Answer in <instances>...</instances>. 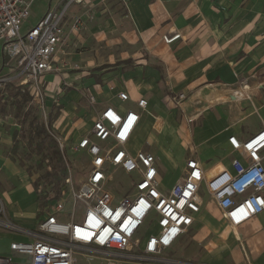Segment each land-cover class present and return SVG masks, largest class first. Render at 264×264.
Masks as SVG:
<instances>
[{
  "label": "crops",
  "instance_id": "obj_1",
  "mask_svg": "<svg viewBox=\"0 0 264 264\" xmlns=\"http://www.w3.org/2000/svg\"><path fill=\"white\" fill-rule=\"evenodd\" d=\"M92 1L93 19L84 15V5L72 6L69 10L70 18L65 27L67 44L55 57L57 73L49 75L57 74L64 90L66 87L77 90L73 82L85 81L90 93L86 101L93 110L92 124L106 106L120 114L129 110L137 113V124L125 148L132 154L141 151L154 156L163 188L172 187L190 157L199 160L209 174L221 169L231 170L230 162L239 154L232 152L227 139L235 136L244 140L264 126V95L259 91L264 88V0H106L103 4ZM99 10L117 12L115 18L123 31L120 39L126 41L124 47L134 49L132 55L118 59L125 60L119 69L103 74L100 79L93 78L92 82L83 78L86 75L83 72L64 74L70 54L66 50L78 46L83 29L98 19ZM79 15L84 25L80 31L70 33L69 23ZM176 33L180 34L179 39L170 44L164 42L163 36ZM128 61L134 66L122 69ZM2 62L0 51V67ZM49 75L46 77L52 78ZM234 78H239V87L232 88ZM244 79L249 80L251 87H243ZM120 92H125L129 99L119 100ZM179 94L184 97L176 102ZM89 98L94 99L93 104ZM141 98L147 101L146 110L137 105ZM245 101L252 108L238 126H234L235 119L228 122L216 117L225 113L231 104ZM189 102L200 105L188 106L193 105ZM214 107H217L215 111ZM178 108L183 113L182 123L177 122ZM192 109L200 111L201 125L190 126L193 121L188 119V114ZM0 111L3 115L4 110ZM248 117H255L257 124L249 128L251 132L246 136L249 129H244L243 123ZM61 121L59 117L55 122L57 129ZM11 123V117L0 119V200L13 222L33 228L43 218L42 210L26 167L16 161L19 153L13 151V144L17 142V130ZM179 124L182 129L178 128ZM144 136L146 141L138 147L137 143ZM166 165L171 167L173 175L168 184L162 181ZM203 197V205L193 215V223L166 255L197 264H264V211L232 228L221 217L215 203L207 195ZM4 236L9 242L20 239L13 234ZM8 244L0 254H9Z\"/></svg>",
  "mask_w": 264,
  "mask_h": 264
},
{
  "label": "built area",
  "instance_id": "obj_2",
  "mask_svg": "<svg viewBox=\"0 0 264 264\" xmlns=\"http://www.w3.org/2000/svg\"><path fill=\"white\" fill-rule=\"evenodd\" d=\"M32 1L0 0V102L11 86L42 99L43 78L57 73L55 57L67 44L70 8L84 5V15L93 19L92 0L54 4L50 0L40 20L21 33ZM83 25L82 16H75L69 32H78ZM179 38V33L163 36L166 44ZM183 97L179 94L176 102ZM118 98L129 99L125 92L118 93ZM89 102L93 104L94 99ZM137 105L146 110L147 101L141 98ZM138 118L133 111L120 114L110 106L95 116L90 132L74 147L89 156L86 179L75 189L66 177V194L47 197L43 218L33 228L13 222L0 200V230L20 236L9 242V254H0V264H197L168 257L166 252L193 223L203 195L232 228L263 213L264 126L244 140L227 139L232 152L239 154L231 160V170L209 174L199 160L190 157L172 187L165 189L154 156L141 151L132 154L125 148ZM55 139L62 151L64 145ZM110 168L130 175L132 193L117 199L108 190Z\"/></svg>",
  "mask_w": 264,
  "mask_h": 264
},
{
  "label": "rangeland",
  "instance_id": "obj_3",
  "mask_svg": "<svg viewBox=\"0 0 264 264\" xmlns=\"http://www.w3.org/2000/svg\"><path fill=\"white\" fill-rule=\"evenodd\" d=\"M49 1L50 0L32 1L29 9V18L22 25L21 33H24L30 26L35 25L40 20L48 8ZM58 1L59 0H53L52 4ZM99 12H101V15L98 19L88 24L83 29L81 42L78 46L70 47L66 50L70 51V54L63 71L64 74L71 75L83 72L86 74L83 75V78H85L86 81L92 82L93 78L95 80L100 79L103 74L113 71V69L118 68V66L120 67L125 62V60L118 61V59L127 55H132L134 49L128 47V45L124 47L126 41L120 39V35L123 31L118 25L119 20L115 18L117 12H112V10H99ZM68 18H70V16H66V21ZM107 20H109L108 23L106 22ZM110 60L114 61L110 65H99ZM125 65L126 67L122 69H130L134 66L131 61H128ZM51 75L49 76L52 78L45 76L40 85L43 95L42 99L40 96L25 95L23 92L11 86L8 88L2 102H0V110H4L3 115L0 111V119L2 118L5 120L11 117V126L17 130V142L19 143L17 151L19 156L16 158V161L20 166L26 167L29 181L39 197L40 210L48 205L47 197L49 195L58 198L66 194V177L70 180L75 189L78 188L86 179L90 166L87 154L84 151H77L74 149L76 141L88 132L92 124L93 110L86 101V97L90 94L87 92L89 87L84 85V80H78L75 83L73 82L74 85H72L77 87V90L68 89L67 87L66 89L68 90H64L61 89L59 76H57V74ZM234 79L235 84L232 85V88L239 87V78ZM66 81L69 83L67 79ZM241 83L243 87H251L249 80L244 79ZM91 85L93 86V84ZM259 91L264 95V88H259ZM16 93L18 94L15 95ZM102 98H105L104 95ZM63 101L64 103H62ZM173 102L174 105L177 104L175 101ZM189 104L193 105L188 106L200 105L191 102H189ZM42 108H44L46 120H44ZM69 108L70 110H68ZM216 108L217 107H214L212 110L215 111ZM251 108L248 101L233 103L225 113L223 111L216 117L228 119V122L231 119H235L233 120L234 126H238L241 120L247 117ZM177 113V122L182 123L183 113H180L179 108L177 109ZM56 117H58L57 119L62 117L58 129L56 126L57 124L55 125L57 121V119H55ZM189 118L193 121L190 123L191 127L201 125L202 123L200 111L194 109L190 110L188 114V119ZM85 124H89L86 129L84 128ZM243 124L244 129H249L255 126L257 121L255 117H248ZM42 126H44L47 135L39 131L38 128ZM53 126H56V128ZM178 128L182 129L180 124ZM250 132L251 130L249 129L246 136H248ZM51 134L54 135L55 138L60 139V142L64 145L62 151L57 139L51 136ZM146 136H144L141 142L137 143L138 147L146 141ZM43 139L44 142H42ZM51 140H54L59 148L62 156V163H59L53 156V145ZM197 151L199 155L203 154L200 147H197ZM166 168L167 171L163 173L162 177L164 184H168L173 180L171 167L166 165ZM63 169L65 170L64 175L62 173ZM108 173L111 175V180L108 183V190L114 194L117 199H121L132 193L130 175H126L121 170L114 168H110ZM60 177H62V179L57 181ZM5 234L10 233H5L0 230V253L5 250L6 244L9 243V239L4 236Z\"/></svg>",
  "mask_w": 264,
  "mask_h": 264
},
{
  "label": "trees",
  "instance_id": "obj_4",
  "mask_svg": "<svg viewBox=\"0 0 264 264\" xmlns=\"http://www.w3.org/2000/svg\"><path fill=\"white\" fill-rule=\"evenodd\" d=\"M19 93V92H18ZM18 93H16L15 95H17ZM25 95L27 94L28 95V93H24ZM58 117H56L55 119H57ZM39 129V131L40 132H42L44 135L46 134V131H45V128H44V126H42L41 128H38ZM47 135V134H46ZM42 142H44V139L42 140ZM51 142H52V145H53V156L57 159V161L59 162V163H62V156H61V153H60V151H59V148L57 147V145H56V142L54 141V140H51ZM17 149H18V142H14V144H13V151L14 152H16L17 151ZM63 175H64V173H65V170L63 169ZM62 179V177H60L57 181H60Z\"/></svg>",
  "mask_w": 264,
  "mask_h": 264
},
{
  "label": "bare ground",
  "instance_id": "obj_5",
  "mask_svg": "<svg viewBox=\"0 0 264 264\" xmlns=\"http://www.w3.org/2000/svg\"><path fill=\"white\" fill-rule=\"evenodd\" d=\"M243 91V90H242ZM236 93V92H235ZM247 94V93H246ZM235 95V94H234ZM240 95V94H239ZM243 95V94H242ZM248 95V94H247ZM232 96V95H231ZM236 96V95H235ZM235 96H233V97H235ZM243 98H245V96L243 95Z\"/></svg>",
  "mask_w": 264,
  "mask_h": 264
}]
</instances>
